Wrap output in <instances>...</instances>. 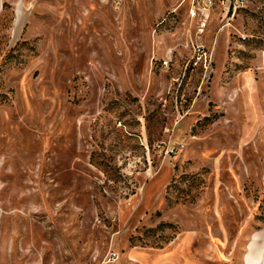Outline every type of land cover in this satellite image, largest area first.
<instances>
[{"label": "rangeland", "instance_id": "obj_1", "mask_svg": "<svg viewBox=\"0 0 264 264\" xmlns=\"http://www.w3.org/2000/svg\"><path fill=\"white\" fill-rule=\"evenodd\" d=\"M177 255L264 264V0H0V264Z\"/></svg>", "mask_w": 264, "mask_h": 264}, {"label": "crops", "instance_id": "obj_2", "mask_svg": "<svg viewBox=\"0 0 264 264\" xmlns=\"http://www.w3.org/2000/svg\"><path fill=\"white\" fill-rule=\"evenodd\" d=\"M159 256H165V255H159ZM159 256L148 254V262L151 263L155 258H157ZM170 257H167V259L162 260L160 264H183L185 260L191 262L192 264H195L194 259H192L189 255H185V257L182 255H177L176 259H174V256L171 258Z\"/></svg>", "mask_w": 264, "mask_h": 264}, {"label": "built area", "instance_id": "obj_3", "mask_svg": "<svg viewBox=\"0 0 264 264\" xmlns=\"http://www.w3.org/2000/svg\"><path fill=\"white\" fill-rule=\"evenodd\" d=\"M115 259H116V256H115V255H112V256H111L110 263H111L112 261H114V262H115Z\"/></svg>", "mask_w": 264, "mask_h": 264}]
</instances>
